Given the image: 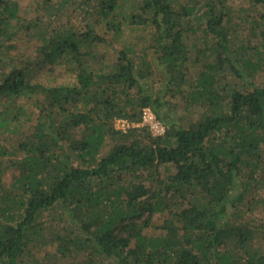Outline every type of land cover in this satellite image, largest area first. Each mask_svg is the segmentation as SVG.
<instances>
[{
  "label": "trees",
  "instance_id": "obj_1",
  "mask_svg": "<svg viewBox=\"0 0 264 264\" xmlns=\"http://www.w3.org/2000/svg\"><path fill=\"white\" fill-rule=\"evenodd\" d=\"M231 1L0 0V264H264V0Z\"/></svg>",
  "mask_w": 264,
  "mask_h": 264
},
{
  "label": "rangeland",
  "instance_id": "obj_2",
  "mask_svg": "<svg viewBox=\"0 0 264 264\" xmlns=\"http://www.w3.org/2000/svg\"><path fill=\"white\" fill-rule=\"evenodd\" d=\"M17 1L20 4L21 9H24L25 11L30 12L31 10H33V8L35 6L34 0H17ZM231 2L233 4L234 8H237L238 5L241 4L242 0H232ZM143 31L144 30H138L134 34H143L144 33L143 38L148 37L147 31H144V32ZM196 35H197V37L200 38V34H196ZM194 39H196V37L190 36V44L192 43V41ZM138 46L140 47V45H138ZM190 50H191V47H190ZM192 51H194L193 47H192ZM112 53L113 52L111 51L110 52V59L114 58V54H112ZM30 59L31 60L36 59V56L34 53H31ZM33 74L36 76L37 81L42 82L43 84H46V85L67 84V83H70L72 81V79L60 69L50 71L48 68L40 69L39 67H35V68H33ZM9 174H10V176L8 175L7 179L11 180L12 177L15 175V173L11 172ZM250 218L252 219L253 222H258L261 218L260 211L257 212V210H255ZM48 250H49V248H47V247L40 249V251H39V249H35L34 254L37 258H41V257H43L41 255ZM80 260H82V259L79 258L78 261H80Z\"/></svg>",
  "mask_w": 264,
  "mask_h": 264
},
{
  "label": "built area",
  "instance_id": "obj_3",
  "mask_svg": "<svg viewBox=\"0 0 264 264\" xmlns=\"http://www.w3.org/2000/svg\"><path fill=\"white\" fill-rule=\"evenodd\" d=\"M142 122L150 127L151 131L156 135H161L164 132L163 126L155 119V116L149 109H144L142 112ZM118 129H124L125 122L118 120L116 122Z\"/></svg>",
  "mask_w": 264,
  "mask_h": 264
}]
</instances>
